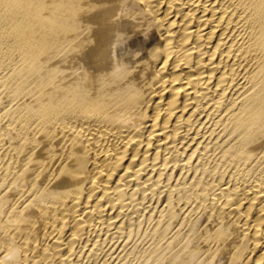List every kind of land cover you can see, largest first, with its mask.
I'll list each match as a JSON object with an SVG mask.
<instances>
[{
  "label": "bare ground",
  "instance_id": "1",
  "mask_svg": "<svg viewBox=\"0 0 264 264\" xmlns=\"http://www.w3.org/2000/svg\"><path fill=\"white\" fill-rule=\"evenodd\" d=\"M0 264H264V0H0Z\"/></svg>",
  "mask_w": 264,
  "mask_h": 264
}]
</instances>
